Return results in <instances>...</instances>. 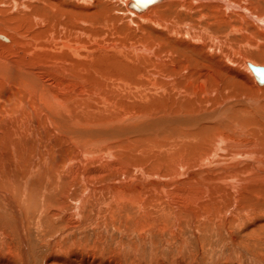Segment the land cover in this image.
Returning a JSON list of instances; mask_svg holds the SVG:
<instances>
[{
    "label": "bare ground",
    "instance_id": "1",
    "mask_svg": "<svg viewBox=\"0 0 264 264\" xmlns=\"http://www.w3.org/2000/svg\"><path fill=\"white\" fill-rule=\"evenodd\" d=\"M17 1L19 2L12 3L24 7L22 0ZM45 2L57 4L58 17L50 20L48 26L63 27L66 30L65 34L62 33L61 47L69 54H65V57L73 63L91 58L94 51L88 49L83 42L79 44L77 40H70L72 35L78 37L79 32V36L86 34L87 38L92 39L94 35L91 34V30L96 24H98L96 28L106 27L107 31L111 27L118 29L120 26L119 19L112 20L110 14L103 12L104 7L102 10L91 9L92 0ZM122 5H126V8L139 18L127 12L125 16L128 14L138 22L154 24L156 28L164 26L163 30L169 37L174 38L177 46L183 45L189 51L195 52L200 60H189L187 64L194 67L183 66V70H180L182 64L179 63L180 66L176 65L177 67L170 72H173L174 80L154 88L150 86L152 92L149 93L150 96L152 95L150 98L158 99L160 104L157 112H154L156 109L152 111L153 116L125 114L122 119L103 123L106 119L103 120L104 117L99 116L98 111H94L90 101L84 103L82 110L74 109L73 99L70 103L62 101L61 98L72 95L60 91L59 88L63 83L61 79L56 78V82L51 79L45 80L43 76H37L36 72L18 67V63L13 62L14 60L0 58V86L7 88L8 93L20 95L18 99L21 102L25 98L24 104L29 106L28 110L34 109L32 111L39 113L42 118L40 119L42 122L36 121L34 125L32 120L33 127L28 121L20 123L0 119L2 202L15 212V215L20 214L18 207L22 201L26 203L27 208L32 203L38 207L31 211L32 217L38 213L40 218L41 215H45L54 221L67 215L61 224H65L69 230L79 226L80 218L83 221L93 218L100 208V202H104L102 213L107 214L109 220L112 219V226L117 222L120 229L129 230L130 233L138 235L140 240L146 238V234L147 236L154 233L161 234L162 239H169L165 240V244L169 247H171L170 240L180 245L188 244L187 238H184L186 230V233L191 232L193 237L198 236L200 255L204 250L201 235H204L203 230L207 226H211V229L215 226L221 232L222 242L230 241L235 245L236 236L233 231L236 224L240 228L249 225L247 229L250 231L242 232L241 246L250 252L251 247L264 246V83H258L250 68L248 69L249 65L259 67L254 64L264 69V0H156L140 9L133 7L134 0L127 2L122 0ZM177 11L184 12L188 17H194V13L199 15L195 18L196 22L180 20L181 13L171 18L165 16ZM205 11L210 13L207 14ZM63 12L70 15H60ZM80 12L88 16L82 18ZM35 20L40 22L42 19ZM94 21H96L94 25L87 29L90 31L82 30L78 26L79 24L88 26ZM212 26H216L215 31L211 30ZM222 28L225 31L223 34L219 32ZM5 29L0 28V46H10V49H13L12 46L17 44L14 34L16 31L13 33L10 30L14 36ZM240 42L243 43L241 46L244 50L241 52L242 50L236 49L237 58L236 52L233 59L224 55L226 53L222 52L221 55L222 48L236 46L239 49ZM115 44L105 47L106 49L111 47L117 52L123 51V47H118L116 50ZM161 44H154L151 39H146L144 46L161 48L163 46ZM101 46L104 47L103 44ZM103 47H99V50H104ZM145 47L144 49L140 47L144 55L151 53L149 48L145 49ZM247 48H252V52L248 53ZM53 49H57L58 52L60 50L58 46ZM135 49L137 51V48ZM216 50L220 53L218 54ZM38 51H41L40 48ZM43 51L45 50L42 49ZM81 52L85 53V57L79 56ZM164 52L167 62L171 61L167 58L169 52ZM224 57L228 58L236 69L221 62ZM167 62L158 64L163 68ZM200 62H207L206 64L211 66L205 63L202 65ZM64 63L67 64L62 67V71H72L80 80L78 69L72 68L70 61ZM164 73L161 74L163 77L171 78L169 74ZM163 77L160 76L162 81ZM152 82L154 83V80ZM130 83H127V86H131ZM193 86L198 87L196 88L198 90L200 88V91L195 90V87L192 90ZM78 87L86 91L87 86L78 85ZM74 89H72L73 93ZM211 93L216 94L214 103L221 98V105H216L221 107L207 113L201 105L202 103L207 105L213 100ZM115 104L110 106L113 107ZM167 107L169 113H161ZM179 110L185 113H174ZM99 112L101 113V109ZM104 145L106 146L103 148ZM69 152L72 153L71 157H66ZM95 154H98V158ZM88 163H91L90 167L95 165L90 168ZM197 167L199 169L192 172V169ZM130 172L135 174L128 176ZM117 175H123L126 181L117 184L114 182L118 179ZM132 176H139L141 180L145 176L150 177V181L142 183L136 177L129 179ZM153 176L155 178H151ZM146 177L145 179H148ZM101 179L107 182L99 186L90 184L93 180ZM97 190L103 191L98 198L95 197ZM31 194H35V197L30 196ZM37 194L40 197H36ZM38 198L43 203L42 206L36 204ZM73 199L74 201L70 203ZM70 204L73 207L67 213L65 211L69 209ZM86 206H89L90 210L84 212ZM123 209L131 210L130 213L132 212L133 215L129 211H126L127 216L123 215L121 213ZM22 212L26 219L25 226L19 218V232L16 233L20 236L24 248H22L23 264H28L24 229L25 227L28 229L31 218H27L29 210ZM104 214L102 219L105 218ZM75 217H80V221L75 220ZM253 227L255 229H250ZM223 232L227 233L228 239L222 237ZM8 240L12 241L11 235H1L0 247H5L7 249L5 252L14 255L8 246ZM59 248L58 245L50 253L45 264H121L117 259L103 262L102 258L97 256L98 252L95 253L94 250V253L91 251L85 253L78 248L73 251L69 248L68 251ZM136 251L137 249L134 248L133 254ZM180 251L181 249L178 250ZM180 254L181 252L171 258L174 260L176 257V259L188 257V260L195 261L197 256L193 253L183 256ZM256 255L261 258L260 260H264L263 254ZM155 263L157 262L154 260ZM0 264H15V261L14 263L0 261Z\"/></svg>",
    "mask_w": 264,
    "mask_h": 264
},
{
    "label": "rangeland",
    "instance_id": "2",
    "mask_svg": "<svg viewBox=\"0 0 264 264\" xmlns=\"http://www.w3.org/2000/svg\"><path fill=\"white\" fill-rule=\"evenodd\" d=\"M13 1L19 2L17 0H0V28L1 29L6 28L5 30L8 29L9 31L8 30L7 31L10 34H13L16 31L14 33V34H16V36L14 34L13 35L17 39V44H16V46H12L13 49H10L11 48L10 46H0V49H1L0 50V58L3 57V58H6L10 61L14 60L13 62L18 63V65H17L18 67H21L22 69H25V70H30V71L36 72L35 74L37 76H41V77L43 76L45 80L51 79L54 82H56L55 81L56 78L61 79L63 81V83L59 88L60 91L64 94L72 95L71 97L61 98L62 101L66 102V103H70V101H72V99H73L72 106L74 107V109H80L81 108V110L84 107V103H87V101H90L91 105H93L92 107L94 108V111H98L99 116L102 115L104 117L103 120L106 119L105 121H103V123L107 122V121H111L113 119H118V118L122 119L123 116H125V114L129 115V116L139 115V114H141L142 116H144V115L153 116L152 111H154L156 109V111H154V112H157V110H159V109H157V107H160V104L158 102V99H155L153 97L150 98L152 96V95L150 96V94H149L151 92L150 86L152 88H154V86L156 87V86H159L162 84H166V83H169L170 81L174 80V76H173L174 74H173V72L172 73H170V72L172 70H174V68L177 67L176 65H178V67H179L180 66L179 63L182 64V66L179 67L180 70H183V66L184 67L189 66L190 68L194 67L193 65L187 64V63H189V60H193V61H196V59H198L197 61L200 60V58L196 55L195 52L189 51L183 45L177 46V42L174 40V38L169 37L167 35V32H165V30H163L164 26H162L163 28H158V27L156 28L154 26V24L149 25V23L138 22V20H135L134 18H130V16L128 14H127V16H125L126 12H127V13H130V15H132L136 18H139V17L135 16V14H133V12L128 10L126 8V5L125 6L122 5V0H92L93 4L90 7L91 9L96 8L97 10H99V9L102 10V8L104 7L103 10H105V11H103V12H105L106 14H110V18L112 20L113 19H119L120 20V23H119L120 26L118 29L111 27V29H109L107 31L106 27L99 26L98 28H96V26L98 25V24H96L94 26L93 30H91V34L93 33V35H94V38H92V39L87 38L88 36L86 34H82V35H80L81 36L80 37L79 32H78V37L76 35H72L70 40H77L79 42V44L81 42H83L84 45L88 47V49L94 51L92 56H91L92 59L86 58L83 60H77L76 62L73 63L70 59L65 57V54H68V53L66 52L65 49H62V47H61V43L63 40L62 33L65 34L66 30H64L63 27H58V26L50 27V26H48V23L50 20L58 17V13H56L57 12V8H56L57 4L56 3H53V4L46 3L45 1H47V0H22L24 7H20L18 4L14 5V3H12ZM69 1H71V0H69ZM124 1L127 2L129 0H124ZM1 4H4V5H1ZM205 12L207 14L210 13L208 11H205ZM80 13L82 15V18H85L88 16V14H85L83 12H80ZM179 13H181V16L179 17L180 20H185V21L190 20L192 22H196L195 18H197L199 15V14L194 13V15H195L194 17H188L184 12L177 11V12H171L170 14L168 13V15H165V16L171 18L175 14L179 16ZM60 15L68 16L70 14L63 12ZM185 15L187 17H185ZM36 18H41L42 20L40 22H36V20H35ZM99 19H97V20H99ZM96 21H94L92 24H89L88 26H87V24H85V25L79 24L78 26L82 30L90 31L87 29L90 26H93ZM137 23H138V25H137ZM175 23H176V21H175ZM117 24H118V22H116V25ZM2 25L5 28L2 27ZM204 25H205V23H204ZM169 26H171V25H169ZM99 28H101V29H99ZM211 30L215 31L216 26H212ZM39 31H41V32H39ZM38 32L40 34H38ZM111 32H112V34H111ZM219 32H221L223 34L225 31L222 28L221 31H219ZM19 37H22V38L20 39ZM129 37H132V39ZM146 39H151L154 44L162 43L161 45H163V46L161 48L156 47V46L150 47L149 45H147L145 47L144 45H145ZM53 43H54V45H53ZM30 44H31V46H30ZM102 44L104 45V47L101 46ZM114 44L117 46L116 50H118V47H123V51L121 50V52H117V51L112 50L111 47L110 48L107 47V49L105 47V46H108V45L111 46ZM241 45H243L242 42H240L238 44V46L241 47V48L239 47V49L236 46H235V48L228 47V48H231L229 50L226 47L222 48L221 55L223 53H226L224 55H227V57H230L233 59V57H234L233 55L236 52L235 57L237 58V56H238L237 51L242 50L241 52H243V50H244V48ZM34 46L37 50L34 49ZM57 46L60 49L59 52L57 49H53V48H56ZM139 46L143 49H144V47H145V49L149 48L151 53L144 55V52L140 49ZM38 47L40 48L41 51H38V49H39ZM99 47H101V48L103 47L104 50L103 49H102V51L99 50ZM41 48L45 51L42 52ZM128 48L131 51L128 50ZM135 48H137V51ZM109 49H111V51ZM236 49H237V51H236ZM247 49H249L248 53L252 52V50H251L252 48H247ZM29 51L30 52L32 51L31 54ZM49 51H51V53ZM164 51L169 52V54H168L169 56L167 58H169V60L171 59V61L167 62L166 56L164 55V53H165ZM216 51L218 52V54L220 53L218 50H216ZM60 52H62V53H60ZM217 52H216V54H217ZM228 53L230 56H228ZM62 54H63V56H61ZM79 56L85 57V53L81 52L79 54ZM62 59L64 62L70 61L73 65L72 68L76 67L78 69L80 80H78V78L76 77V74H74L75 76L73 75L72 71H69V70H67L65 72L62 71V67L67 64V63H64L62 61ZM21 61L25 62L26 64H23ZM163 62H167V65H165V67H163L164 70L162 67H161L162 68L161 69L160 68L161 65L158 64V63H163ZM221 62H223L225 65H228L231 67L233 66V68L236 69L235 65H233L228 60V58H225V57L222 58ZM200 63H202V65H203L204 63L206 64L207 62H200ZM200 63H199V67L201 66ZM156 65L159 67V70H157L158 67ZM206 65L211 66L209 64H206ZM254 65L262 67V66L257 65V64H254ZM152 68H153V71H151ZM154 69L157 70L158 72L156 71V73H155ZM248 69H249V67H248ZM163 71H166V72L164 73ZM250 72H251V70H250ZM82 73H83V75H82ZM163 73L169 74L171 76V78L168 79V78H165V76L163 77L162 76ZM64 74H65V76H64ZM160 76H161V78L163 77V79H164L163 81L160 78ZM251 76H252V74H251ZM252 78H253V76H252ZM100 79H102V80H100ZM160 79H161V81H160ZM81 80L85 83H83ZM153 80H154V83L152 82ZM253 80H254V78H253ZM127 83L128 84L130 83L131 86H127ZM73 84H75L76 86ZM78 85L87 86L86 91H84L83 88L78 87ZM148 86H149V88H148ZM114 87H115V89H114ZM126 87H129V88H126ZM144 87H146V88H144ZM194 87L195 86L192 87V90L195 89L197 91H200V88L198 90V89H196L198 87H195V88ZM72 89L75 90L74 93L72 92L73 91ZM94 89L96 91H94ZM124 89L127 91L126 92L123 91ZM76 94H78V95H76ZM74 95H76V96H74ZM113 95H114V97H113ZM261 95H263V94H261ZM92 96H94V97H92ZM126 96L129 98H127ZM210 96L213 100H210L207 103V105L203 104V103L201 105L202 108L207 113L208 112L210 113L215 108L221 107V106L220 107L216 106V105H221V98H219L220 100L217 99V101L214 103V98L216 97V94L211 93ZM122 97L123 98L126 97L127 99L126 98L123 99ZM140 97L143 99H141ZM9 98L12 100H9ZM18 98L20 99V95L8 93L7 88L0 86V113H2V114H0V119H6L9 121L13 120V121H17V122L19 121L20 123L28 121L29 122L28 124L31 127H33L31 125V123L33 122L32 120H34V122L32 123L34 125L36 123V121L37 122L41 121L40 120V119H42L41 115L39 116V113H37V112L34 113L32 111L34 109L28 110L29 106L24 104L25 98L22 100V102ZM158 98H159V96H158ZM99 99H101V100L99 101ZM135 99H139L140 102H139V100H135ZM111 101H113V102H111ZM212 101H213V103H212ZM93 102L96 103L97 105L93 104ZM115 103H117V104H115ZM101 104H103V105H101ZM111 104H115V105H113V107H115V108L111 107L112 106ZM105 105H107L108 107L107 106L105 107ZM211 107H213V108H211ZM112 108H113V111H112ZM100 109H101V113L99 112ZM166 109L164 111H161V113L162 112L163 113H169L168 107ZM104 111L106 113H104ZM166 111H168V112H166ZM172 112H170V113L172 114ZM174 113L175 114H184L185 112L183 110H179V111H175ZM6 115H7V117H6ZM1 116H2V118H1ZM18 116H21V117H18ZM27 116H28V118H27ZM34 116H37V117H34ZM22 117H23V119H22ZM29 117H31V118H29ZM35 118H37V119H35ZM170 127H175V126H170ZM49 136H51V135H49ZM105 146L106 145H104L103 148ZM70 154H72V153L69 152L68 155H66V157H71ZM95 155H96L95 157L98 158V154H95ZM88 164H89L88 166L90 167L91 163H88ZM94 165L95 164H93V166ZM93 166H91V167H93ZM198 169H199V167H197L195 169L193 168L192 172L194 170L197 171ZM132 173L135 174V172H130L127 175L131 176ZM135 177L140 179V182L142 181V183L143 182L146 183V182L150 181V179H149L150 177H146V176L145 177L148 179H145V177H144V179L141 180V178H139V176H132L129 179H133ZM117 178H118L117 181H114L117 184H120V183H123L126 181L125 180L126 177H124L123 175H121V176L117 175ZM151 178H155V177L153 176ZM104 182H107V180H105V179L93 180L92 182H90V184L92 186H99L101 184L103 185ZM76 188H74V189H76ZM102 192L103 191H101V190H97L95 193V197L96 198L100 197ZM108 195L106 197H108ZM30 196H32L34 198L35 194L34 195L31 194ZM37 196L40 197L38 194L36 195V197ZM18 197L19 196H17V198ZM19 199H21V197H19ZM37 200H38V203L36 201V204H40L42 206L43 203L40 202L39 198ZM72 201H74V199L70 200V203ZM25 205H26V203H23V201H22L18 207L20 214L15 215L14 214L15 212H13L10 208H8L2 202V199L0 198V237H1V235H6V234L11 235L13 242L8 240V246H10L11 251L14 253V255H12V253L8 254L9 252H5L7 250L5 247H0V254H1L0 255L1 256L0 261L1 262H13L14 263V261H15V264H23L24 263L23 254H22L23 244L20 241V236L16 232L19 230L18 227L20 226L18 223L19 218H20V220H22L23 225L25 226V220L26 219H24V216H23L24 214L22 211L25 210L27 212V210H29V212L27 213V218H31L30 224H29L28 229H27V227H25V229H24V232L26 233V237H24V239L26 240L25 245L27 248V256H26L27 260L26 261L28 264H45V262H47L46 261L47 257H50V253L53 250H55L58 245L60 246L59 250L64 249L65 251H68L70 249V251H73L75 248H78V250H81L85 253L87 251H91L93 253H94V251H95V253L98 252L97 256L102 258L103 262H105V263L108 260H116L117 259L118 261H121V264H154V260H155V262H157L155 264H160V262H161V264H163V263L164 264H264V260H260L261 258L258 255H256L257 253H261L264 255V246H255L257 248L251 247V252L249 250H246V248L241 246V245H243V243L241 242V240L243 239V238H241V235H243L242 232H243V230L250 231L247 229V228H249V225H245L242 228H240V226L237 227V224H236L234 231H233V234L236 236L235 245L233 243H231L230 241L229 242L228 241L222 242L221 241V232H219L215 226H212V229H211V226H209V227L207 226L206 229L203 230L205 236L203 234L201 235V233L198 232V234L200 233L199 235H201V240H203L202 244L204 246L203 254L200 255L199 254L200 243H199L198 238H197L198 236L193 237L192 233L191 232L186 233V230L184 233V236H185L184 238H187L186 240H187L188 244L180 245L177 242L174 243L173 241L170 240L172 245L169 244L171 246V247H169L165 244V240H169V239L168 238L162 239L161 234L154 233V234H151L149 236H147V234H146L145 235L146 238L143 239L144 241L142 239H141L142 240L141 241L140 238L138 237V235L130 233L129 230L123 231V229H120L118 227L119 224L117 222L115 223V225L116 224H118V225L112 226L113 225V221H111L112 219L109 220V216L107 214L102 213L104 211V208L102 209V206L105 205L104 202H100L99 210L94 215V217L91 218L90 220L83 221L80 217H75V220H77L78 222L81 220V222H79L80 224L77 228L70 229V230L67 227H65V224H63V223L61 224V221L63 219H65L67 215L62 216L61 218L53 221L52 219H50V217L45 216V215H41L42 218H40L39 217L40 215L37 213V211H35V213H37V214L32 217V216H30L31 211H34L38 207L34 206L33 203L31 204V206L29 208H27ZM72 207H73V205L70 204L69 209L66 210L65 212L69 213L70 209H72ZM125 209H123L121 212L123 215H126V211L127 212L129 211V213H130L131 210H128V209L125 210ZM84 210H85L84 212L90 210L89 206L88 207L86 206V208ZM103 214L105 215V218L102 219ZM130 214L133 215L132 212ZM97 215H99V216H97ZM17 216H18V218H17ZM97 217H98V219H97ZM130 217L131 216H128V218H130ZM79 218H80V220H79ZM250 229H255V227L250 228ZM11 231H12V233H15V234L13 235L11 233ZM210 233L213 235H211ZM152 236H154V237H152ZM222 237H225L226 239H228L227 233L223 232ZM141 242H143L144 244ZM237 242H239V244H237ZM205 247H207V248H205ZM88 248H90V249H88ZM134 248H136L137 251L133 254ZM179 249H181V251H180L181 256H183V254L188 253V255H189V253H193L194 255H197L196 260L195 261L188 260L187 259L188 257H185V259H183V258L182 259H180V258L176 259L177 258L176 257L173 260L171 258V256L174 257L173 255L180 253V252H178ZM3 251H4V254H3ZM103 253H105V254H103ZM2 254L4 255L3 257H2ZM158 261H160V262H158Z\"/></svg>",
    "mask_w": 264,
    "mask_h": 264
},
{
    "label": "water",
    "instance_id": "3",
    "mask_svg": "<svg viewBox=\"0 0 264 264\" xmlns=\"http://www.w3.org/2000/svg\"><path fill=\"white\" fill-rule=\"evenodd\" d=\"M156 1V0H134V8L135 9H140V8H144L145 6H147L149 3ZM249 68L251 70V72L253 73L255 80L262 84L264 83V69H262L261 67H255L253 65H249Z\"/></svg>",
    "mask_w": 264,
    "mask_h": 264
}]
</instances>
